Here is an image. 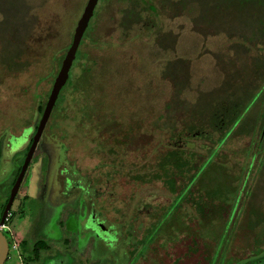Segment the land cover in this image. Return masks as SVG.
<instances>
[{
	"label": "rangeland",
	"instance_id": "rangeland-1",
	"mask_svg": "<svg viewBox=\"0 0 264 264\" xmlns=\"http://www.w3.org/2000/svg\"><path fill=\"white\" fill-rule=\"evenodd\" d=\"M150 3L160 12L154 28L149 14L156 13ZM86 4L87 0H0V219L26 157L23 146L42 116L39 106L48 101L60 59L72 44ZM133 10H140L142 17L129 19ZM237 14V0L99 2L71 69L74 81L60 92L12 207L17 232L32 230L49 244L33 264H83L73 251L76 244L65 242L71 235L66 227L70 217L62 207L70 201L58 193L53 197L50 191L53 186L57 189L54 181L64 165L79 171L75 188L84 189L87 197L95 192L103 217L119 223L124 233L133 228L141 237L145 234L140 254L155 238L161 248L154 264H210L212 254H218L217 264H223L226 253L233 260L250 255V232L245 226L238 236L237 226L224 230L215 244L214 239L203 237L201 215L191 202L182 204L190 220L182 212L162 215L175 193L163 178L155 177L166 144L171 139V144L184 142L185 135L172 136L169 124L177 127V134H184L188 123L202 122L218 104H228L245 82H251L248 95L254 91L253 78L258 87L264 85L260 75H250L252 61L243 64L224 57H234L240 44L241 32L233 29ZM248 107L246 113L250 103ZM250 115L254 137L242 132L222 152L228 164L242 162L246 147L252 146L255 161L260 155L250 184L264 212V180L260 181L264 106L257 105ZM187 136V142H198ZM5 139L16 156L3 154ZM78 201L82 204L81 198ZM89 216L77 219L81 243L91 231L112 242L121 236L120 231L109 230L114 228L98 213ZM152 252L140 263H149L155 256ZM11 255L13 259L5 264L19 262L17 252ZM94 258L114 264L102 251Z\"/></svg>",
	"mask_w": 264,
	"mask_h": 264
},
{
	"label": "trees",
	"instance_id": "trees-1",
	"mask_svg": "<svg viewBox=\"0 0 264 264\" xmlns=\"http://www.w3.org/2000/svg\"><path fill=\"white\" fill-rule=\"evenodd\" d=\"M63 59H60L61 65ZM73 79L71 76L68 80L69 85L73 83ZM247 84L245 82V85L237 89L238 92L231 94L228 104H218L216 109H212L206 118H202L204 121L194 120L188 123L184 134H177V127L169 124L172 136L182 139L185 135L184 142L178 144L175 141L171 144V139L170 143L166 144L167 149L158 164L159 172L155 174V177L163 178L169 183L175 193L173 202L164 214L172 217L177 212H182L190 220L189 215L182 211V204L191 202L201 215L200 225L206 233L203 235L204 238L214 239L216 244L224 230L237 226L235 234L238 236L243 232L240 228L243 226L247 228L245 230L250 232L251 238L250 255L233 260L228 258L226 253L223 264H264V212L259 206L260 200L256 201L254 188L250 184L260 155L255 161L254 157H251L252 146L246 147L242 162L228 164V156L222 152L224 146L242 132L254 137L255 122L250 113H246L254 92L248 95L250 82L247 81ZM228 97L226 95L224 100L228 101ZM44 108L45 104H41L40 112H43ZM262 125L264 142V123ZM187 135L196 138L199 143L187 142ZM262 162L260 181L264 180V158ZM191 171L193 172L188 176L187 172ZM188 224L190 227L189 221ZM210 261L211 264H217L218 254L217 256L212 254Z\"/></svg>",
	"mask_w": 264,
	"mask_h": 264
},
{
	"label": "flooded vegetation",
	"instance_id": "flooded-vegetation-1",
	"mask_svg": "<svg viewBox=\"0 0 264 264\" xmlns=\"http://www.w3.org/2000/svg\"><path fill=\"white\" fill-rule=\"evenodd\" d=\"M88 1L89 0H87V3H88ZM100 1H103V0H98V4ZM105 1H144L147 3L149 1H158V0H105ZM161 1H174V0H161ZM237 2H238V14L236 15V20H235L236 23H235V26L233 27V29H235V32H236V30L238 32H241V33H239V37H238L239 38L238 43H240V44H237V47L235 48L236 54L234 57H231L229 55L227 56V54L224 57L226 60L228 59L227 61H232V62H237V63L239 62V63H243V64H246V62L252 61L253 69H252L250 75L252 76V72H253V74H256L257 76L260 75V78H258V79H260L264 82V0H237ZM98 4H97V6H98ZM86 5H85V7H86ZM97 6H96V8H97ZM148 6L150 7V10L153 11V13H156L155 15L149 14V16L152 19L151 21H153L151 26L154 28V27H156V23L158 21V16H159L160 12L151 3ZM85 7H84V9H85ZM96 8H95L94 14L96 12ZM243 8L245 9V12H244ZM142 10H144V9H142ZM139 11L140 10H138V12ZM83 12H84V10H83ZM130 12L129 13H130L131 17H129V19H133L132 16H134V15H135V17L136 16L142 17L141 11H140V13H138L137 11L134 12V10L130 11ZM146 15L148 16V14H146ZM93 16H92V18H93ZM191 17H193V15H191ZM92 18L90 19V22H91ZM90 22H89L88 27L90 26ZM160 26H162V25H160ZM88 27H87V29H88ZM246 32H248V33H246ZM81 42H82V40H81ZM78 50H79V48H78ZM231 50H234L233 47ZM66 54H67V52H66ZM66 54H65V56H66ZM77 54H78V51H77ZM65 56H64V58H65ZM77 56L78 55H76L74 62L76 61ZM220 58H221V56H220ZM170 63H172V62H170ZM73 65H74V63H73ZM73 65H72V67H73ZM70 77H71V70H70ZM70 77H69V79H70ZM250 79H252V77ZM254 79H257V78H253L254 91L253 90L252 91L254 92V95L252 96V100H251V104H250L251 107L248 111L249 113L251 112V110L254 107H257V105H259V104L264 106V87H263L264 85L262 83L260 85V87H258L257 81L254 83ZM250 84H251V82H250ZM45 106H46V104H45ZM261 108L262 107H258V110L260 111ZM43 112H42V114H43ZM257 118H260V116L259 117L257 116ZM36 125L37 126L34 127L35 131H34L33 136L29 137V140H28L29 143L27 142L28 144L25 143V145L23 146V147H27V153H28V150H29L32 142H33V139H34V136L36 134L39 122ZM0 133H1V131H0ZM42 136H43V134H42ZM42 136H41V138H42ZM4 141L9 146L12 145V143L9 140L5 139ZM38 145H39V143H38ZM38 145H37V148L35 150V153L38 149ZM5 152L6 151L4 148L3 154ZM27 153H26V155H27ZM23 163H24V161H23ZM70 166L71 165H64L63 169H61V170L59 169L58 176H56V179L54 181V183L58 184V186L56 185L57 189L55 186H53L50 191H51L53 197L57 196V193H58V195L61 198H67L70 201V202H66L64 204V206L62 207L63 212L68 213L69 217H70L68 220V223L66 224V227H67V229L70 230L69 234L71 233V235H70V237L65 239V242H67L69 245L71 242H73L72 245L76 244V246L73 247V251H76L80 254V256L82 257L81 259H82L83 264H86V263H88V264H101V260L94 258L95 253L100 252V251L107 254V257L111 258V260L114 262V264H121L120 263L121 258H124V263H122V264H141L140 260L143 258L144 259L147 258L149 252L153 251L152 252L153 255H155L156 252L158 253V250L161 247L155 244V242L153 241V239H155V238H153L148 243V248L146 249L147 251H145L143 254H140V251L142 248L140 241H143L145 234L142 235V237H141V233L137 234V232H135V230L133 228H129L127 230V233H124V230H123V228H120L119 223H117L111 219H108L107 217H103L101 210H99V208H97V203H96V200L94 197L95 196L94 190H93L94 194L87 197L84 189L80 190V189L74 187L75 186L74 181H77L75 176H77V172H79V171L78 170L71 171L72 168H70ZM64 171H65V173H63ZM26 173H27V171H26ZM18 175H17V177H18ZM25 176H26V174H25ZM25 176H24V178H25ZM17 177H16V179H17ZM60 177H63V179H61ZM16 179L14 180L13 185L15 184ZM69 180L72 183L71 187H70V184L68 183ZM89 182H91V181H89ZM22 183H23V181H22ZM21 186H22V184H21ZM88 187H90V185H88ZM20 189H21V187H20ZM51 193H50V196H51ZM17 196H18V194L16 195V197ZM27 196L28 195L23 196V197H27ZM9 197H10V195L8 196V198L4 202L0 222L2 220V216H3L4 210L6 208V205L9 201ZM16 197H15V199H16ZM79 198L82 199V204L79 203V201H78ZM15 199H14V201H15ZM14 201H13V204H12L11 209L9 211V214L5 220V223H4V224H6L7 227L2 228V229L0 228V230H2L4 232V234L6 235L8 241H9L10 251L8 254V259H10L12 257L11 252L14 251L13 245L16 244L17 250H15L14 252H17V260L19 261L17 264H30V263L33 264V263H35V261H38L41 258V251L45 250L46 248H49V244L45 241L44 238L41 237L40 234L36 235L35 233H31L32 230L25 232L26 234L18 233L17 230L15 229V226H12V218H13L12 207L14 205ZM41 204H42V202H41ZM166 210L164 211V213L166 212ZM93 212L98 213L99 218L103 219V221L105 220L106 223H109L112 225V227L114 229H109V230H111V231L118 230V232L120 231L121 236L116 237V239H115L116 241L112 242V241L106 240L107 236H105V238H101V236L98 237L97 232L91 231L92 232L91 236H88V239L86 241H84L83 243H81V237H80V235H78V234H80V233H78V231H80V229H79L77 219L79 217H82V219L84 218L85 220H88L90 217L89 215ZM164 213H163V215H164ZM37 220H39V219H37ZM85 220H84V224L86 222ZM155 221H157V220L155 219ZM155 221L153 222L151 228H149L148 232L150 231V229H152L153 225L156 223ZM115 223H117V229H116ZM133 224L134 223H132L131 225H133ZM0 225H1V223H0ZM160 231L162 232V229ZM7 233L9 234L10 237H8ZM77 235L79 236V238H77ZM172 242L173 241L171 240L167 244L170 245ZM77 243L80 245V247L76 250V248L78 246ZM112 246H113V248H112ZM165 246H166V244H164V247ZM25 248H27L28 250L25 251L24 250ZM137 252H139V253L137 255L135 262L131 263V261L134 257V253H137ZM153 257L154 258L153 259L151 258L152 260H150V262L147 264H154L155 263L158 255L156 254ZM11 259H13V257ZM83 259H85V260H83Z\"/></svg>",
	"mask_w": 264,
	"mask_h": 264
},
{
	"label": "water",
	"instance_id": "water-1",
	"mask_svg": "<svg viewBox=\"0 0 264 264\" xmlns=\"http://www.w3.org/2000/svg\"><path fill=\"white\" fill-rule=\"evenodd\" d=\"M98 4V0H89L84 12L78 21L77 27L74 32L73 41L70 48L67 51V54L62 62L61 68L55 78L51 93L49 95L48 101L46 103L44 112L39 121L36 134L34 136L33 142L28 150V153L25 157L24 163L22 164L20 173L16 179L15 184L12 187L9 201L4 210L1 225L5 223V220L9 214L13 201L18 194L26 171L29 167V164L34 156L37 145L41 139V136L46 128V125L51 117L52 111L57 103L60 92L62 88L66 85L70 77V70L74 63V60L77 55L78 48L80 46L81 40L84 36V33L89 25L90 19L94 15L95 8ZM10 251L9 241L2 230H0V264H5L8 259V254Z\"/></svg>",
	"mask_w": 264,
	"mask_h": 264
},
{
	"label": "crops",
	"instance_id": "crops-1",
	"mask_svg": "<svg viewBox=\"0 0 264 264\" xmlns=\"http://www.w3.org/2000/svg\"><path fill=\"white\" fill-rule=\"evenodd\" d=\"M5 151L8 152V154L13 153V155H17V151L13 150L12 145H8L5 143ZM11 155V154H10Z\"/></svg>",
	"mask_w": 264,
	"mask_h": 264
},
{
	"label": "built area",
	"instance_id": "built-area-1",
	"mask_svg": "<svg viewBox=\"0 0 264 264\" xmlns=\"http://www.w3.org/2000/svg\"><path fill=\"white\" fill-rule=\"evenodd\" d=\"M6 227H7L6 224L0 225V228H1V229H2V228H6ZM13 249H14V251L17 250V246H16V244L13 245Z\"/></svg>",
	"mask_w": 264,
	"mask_h": 264
}]
</instances>
